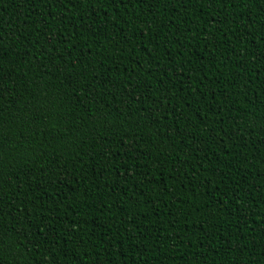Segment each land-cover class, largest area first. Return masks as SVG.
I'll list each match as a JSON object with an SVG mask.
<instances>
[{
  "label": "trees",
  "instance_id": "1",
  "mask_svg": "<svg viewBox=\"0 0 264 264\" xmlns=\"http://www.w3.org/2000/svg\"><path fill=\"white\" fill-rule=\"evenodd\" d=\"M0 264H264V0H0Z\"/></svg>",
  "mask_w": 264,
  "mask_h": 264
}]
</instances>
